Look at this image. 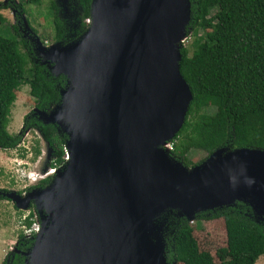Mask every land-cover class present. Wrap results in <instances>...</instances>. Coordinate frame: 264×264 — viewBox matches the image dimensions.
<instances>
[{
    "label": "water",
    "instance_id": "water-1",
    "mask_svg": "<svg viewBox=\"0 0 264 264\" xmlns=\"http://www.w3.org/2000/svg\"><path fill=\"white\" fill-rule=\"evenodd\" d=\"M189 15L188 0H91L86 30L48 45L24 20L40 63L65 77L58 102L31 112L66 135L65 161L51 169L35 130L42 148L29 179L50 175L47 185L0 192L39 213L24 264H166L167 214L190 221L240 201L264 220V150L220 147L186 166L156 147L192 98L179 71Z\"/></svg>",
    "mask_w": 264,
    "mask_h": 264
},
{
    "label": "trees",
    "instance_id": "trees-1",
    "mask_svg": "<svg viewBox=\"0 0 264 264\" xmlns=\"http://www.w3.org/2000/svg\"><path fill=\"white\" fill-rule=\"evenodd\" d=\"M50 1L53 11L50 43H65L73 39L72 32L80 35L86 30L91 0H78L79 24L70 32L59 16L57 0ZM188 1L190 19L185 35L188 41L191 39V52L181 44L179 71L192 98L181 128L168 142L172 146L170 153L184 165L193 166L187 157L193 150L203 151L206 156L220 147L264 150V0ZM39 2L0 3V9L13 12L11 29L16 35L8 38L0 33V149L16 148L23 140L24 129L30 127L38 130L52 149L47 165L55 169L65 161L66 139L55 125L43 124L30 112L24 118L21 133L11 135L6 129L10 106L22 84H28L33 107L41 110H48L58 102L59 90L65 85V77L52 75L40 63L33 42L20 31L26 20L23 4ZM4 21L0 14V26ZM29 27L36 35V30ZM39 152L34 148V157ZM21 157L24 158L23 153ZM50 178L49 175L38 182L44 185ZM193 218L194 225L172 213L165 216L166 264H254L259 256H264V220L256 222L247 204L236 201L230 206L198 212ZM33 220L37 221L36 214L30 210L24 225L29 227ZM200 221L211 222V228L216 229L204 234L205 228H197ZM32 241L33 234L18 233L14 244L18 252L13 259L3 258L0 264H24V253Z\"/></svg>",
    "mask_w": 264,
    "mask_h": 264
},
{
    "label": "rangeland",
    "instance_id": "rangeland-1",
    "mask_svg": "<svg viewBox=\"0 0 264 264\" xmlns=\"http://www.w3.org/2000/svg\"><path fill=\"white\" fill-rule=\"evenodd\" d=\"M4 0H0V3H3ZM59 8V16L63 19L65 25H67V30L69 32L75 29L79 24V16H80V5L78 0H57L56 3ZM24 8V17L26 19L27 24L33 27L36 30V35L43 44L48 45L53 39V26H52V18L53 11L51 10V1L50 0H40L39 3H29L23 4ZM0 14L5 18V21L2 22L0 26V33L3 36L8 38H16L15 33L11 29V25L13 24L12 14L9 9L1 8ZM28 25V26H29ZM22 28V27H21ZM30 28V27H29ZM23 30V29H22ZM32 33V31H30ZM79 35L76 32H72L71 37L75 39ZM72 40V38L70 39ZM186 39V37L182 41V45L188 47L189 52H191V39ZM27 69V68H26ZM26 74L28 72L26 71ZM29 86L28 84H22L17 92L16 98L13 104L10 106L9 113L7 115L6 129L9 134L15 135L19 133V130L23 126V121L26 115H28L33 108V99L29 95ZM29 130V132H25ZM23 136V145L20 146L17 150H2L0 149V188L9 190L14 189L16 191L21 190L24 187L31 185V180L27 178H22L20 176V172H15V168H20L21 165H17V161L13 159L19 160L18 157H15L18 150L19 153L27 160L30 165H24L25 171L33 170L35 166V161L39 154L34 157V148H38L39 151L42 148L40 144V139L38 135L35 133V130H31L30 128L24 129ZM171 144L169 143L167 147L170 149ZM172 147V146H171ZM205 153L200 150H193L187 154V157L192 160L194 164L201 162L205 158ZM31 207L28 209H35L34 205L31 204ZM29 210H19L10 199L5 196L0 199V262L5 257V254L8 253L11 249L9 247L13 246L15 240L17 239V235L20 232H23L24 225V215L29 213ZM36 219L39 221V217L37 215V211L35 210ZM39 214V213H38ZM28 215V214H27ZM253 216V214H252ZM194 219V218H193ZM193 219L189 222L193 223ZM255 220V217H254ZM256 221V220H255ZM257 222V221H256ZM198 225V224H197ZM210 225H213L211 222L205 223L204 221H200L197 228L203 230L205 228V233H210L215 229H212ZM201 231V235H202ZM254 264H264V256L261 255L255 261Z\"/></svg>",
    "mask_w": 264,
    "mask_h": 264
},
{
    "label": "built area",
    "instance_id": "built-area-1",
    "mask_svg": "<svg viewBox=\"0 0 264 264\" xmlns=\"http://www.w3.org/2000/svg\"><path fill=\"white\" fill-rule=\"evenodd\" d=\"M21 145H23V142L18 147L14 148V149L17 150ZM15 157H18L19 160H17V159H13V160L17 161V165H21L20 168H15V172L19 171L20 172V176L23 179L24 178L29 179L30 171H27L26 172L25 171V167H23V166L24 165L29 166L30 163L27 160H25V158H22L21 157V154L19 153V150H18L17 154L15 155ZM27 214L24 215V217L27 216ZM23 227H24V229H23V232L24 233H26V234H33V237H34L35 233H37L39 231V229H40V223H39V221L33 220V222L31 223V225L29 227H26L25 225H23ZM9 248L11 249V252H13V249L15 247L14 246H11Z\"/></svg>",
    "mask_w": 264,
    "mask_h": 264
},
{
    "label": "flooded vegetation",
    "instance_id": "flooded-vegetation-1",
    "mask_svg": "<svg viewBox=\"0 0 264 264\" xmlns=\"http://www.w3.org/2000/svg\"><path fill=\"white\" fill-rule=\"evenodd\" d=\"M20 31L22 32V28H20ZM22 36L23 37H25V38H27L28 40H29V37L27 36V35H24L23 33H22ZM24 128V122H23V126H22V128H21V130H20V133H21V131H22V129ZM28 128H30V127H28ZM22 136H24V134L22 135ZM39 180H37L36 182H35V184L33 185H29V186H27V187H24L23 186V188L21 189V190H18L17 192L19 193V194H25V193H27L29 190H31L32 188H34V187H39V188H43L45 185H47V184H44V185H40V182H38ZM3 191H6L5 189H1L0 188V192H3ZM0 197H4V196H2V195H0ZM31 205V204H30ZM29 207H31V206H29ZM32 208V207H31ZM30 210H34L35 211V209H30ZM37 215L39 216V214H38V212H37ZM18 252V249L17 248H14L13 249V252L11 253V254H9V256L7 257V261L9 260V259H13L14 258V255L16 254Z\"/></svg>",
    "mask_w": 264,
    "mask_h": 264
},
{
    "label": "bare ground",
    "instance_id": "bare-ground-1",
    "mask_svg": "<svg viewBox=\"0 0 264 264\" xmlns=\"http://www.w3.org/2000/svg\"><path fill=\"white\" fill-rule=\"evenodd\" d=\"M156 147L158 148V149H163V148H166L167 147V144H158V145H156ZM168 158V157H167ZM169 159V158H168Z\"/></svg>",
    "mask_w": 264,
    "mask_h": 264
},
{
    "label": "clouds",
    "instance_id": "clouds-1",
    "mask_svg": "<svg viewBox=\"0 0 264 264\" xmlns=\"http://www.w3.org/2000/svg\"><path fill=\"white\" fill-rule=\"evenodd\" d=\"M24 133H25V132H24ZM21 143H22V142H21ZM21 143H20V144H21ZM20 144H19V145H20ZM168 144H169V143H168ZM19 145H18V146H19ZM18 146H17V147H18ZM21 146H22V145H21ZM170 148H171V146H170ZM28 210H29V209H28ZM29 211H30V210H29ZM24 218H25V217H24ZM14 244H15V242H14ZM14 244H13V246H14ZM9 252H10V251H9ZM8 255H9V254H8Z\"/></svg>",
    "mask_w": 264,
    "mask_h": 264
}]
</instances>
